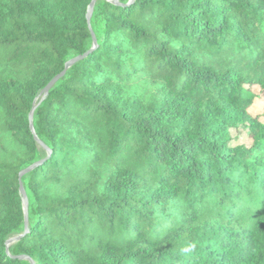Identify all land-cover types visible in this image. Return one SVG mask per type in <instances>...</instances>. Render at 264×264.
Listing matches in <instances>:
<instances>
[{
  "label": "trees",
  "instance_id": "trees-1",
  "mask_svg": "<svg viewBox=\"0 0 264 264\" xmlns=\"http://www.w3.org/2000/svg\"><path fill=\"white\" fill-rule=\"evenodd\" d=\"M90 2L0 0V264H264V0Z\"/></svg>",
  "mask_w": 264,
  "mask_h": 264
},
{
  "label": "water",
  "instance_id": "water-1",
  "mask_svg": "<svg viewBox=\"0 0 264 264\" xmlns=\"http://www.w3.org/2000/svg\"><path fill=\"white\" fill-rule=\"evenodd\" d=\"M96 1L97 0H91L90 4L88 5V8H87V13H86V19H87V22L88 24H90V20H91V16H92V12L94 10V7H95V4H96ZM108 1H112V2H116L117 0H108ZM131 2L134 1V0H130ZM92 36H93V45L94 47L96 46V38L92 32ZM81 58V56H76L68 61H66L65 63V69L58 75L54 76L47 84L46 86L42 89L40 95H46V93L48 92L49 88L51 86H53L59 79H61L65 72H66V69L72 64L74 63L75 61L79 60ZM35 109H36V106H33L30 113H29V126H30V129L31 131L33 132V117H34V113H35ZM34 133V132H33ZM34 139L36 140V142L42 146L43 148H46V146L43 144V142L38 139V137L36 136V134H34ZM34 165H31L27 168H25L24 170H22L20 172V176H19V179L21 180V177L22 175L27 172L28 170H30ZM20 193L22 195V202H23V211H24V230L26 231L27 228H28V199H27V195H26V191L23 187V184L22 182L20 181ZM23 235H16L14 237H11L10 239L7 240V244H10V243H13V242H16L18 241ZM19 258H26V259H29L30 260V263L31 264H34V262L32 261V259L28 258V257H23V256H20Z\"/></svg>",
  "mask_w": 264,
  "mask_h": 264
},
{
  "label": "rangeland",
  "instance_id": "rangeland-1",
  "mask_svg": "<svg viewBox=\"0 0 264 264\" xmlns=\"http://www.w3.org/2000/svg\"><path fill=\"white\" fill-rule=\"evenodd\" d=\"M254 91H257V89H254ZM258 101L261 102L260 100H258ZM259 102H258V103H259ZM254 108H255V107H254ZM254 108H251V109H254ZM244 137H246L245 134L243 135L242 140H243Z\"/></svg>",
  "mask_w": 264,
  "mask_h": 264
}]
</instances>
